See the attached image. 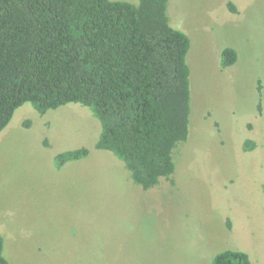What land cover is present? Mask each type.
Segmentation results:
<instances>
[{"label":"rangeland","instance_id":"rangeland-1","mask_svg":"<svg viewBox=\"0 0 264 264\" xmlns=\"http://www.w3.org/2000/svg\"><path fill=\"white\" fill-rule=\"evenodd\" d=\"M168 17L191 41L189 137L175 174L144 190L96 148L101 124L88 108L24 105L0 132L10 264H212L228 250L264 264V0H170ZM228 48L238 62L223 68ZM82 148L87 158L59 166Z\"/></svg>","mask_w":264,"mask_h":264},{"label":"trees","instance_id":"trees-1","mask_svg":"<svg viewBox=\"0 0 264 264\" xmlns=\"http://www.w3.org/2000/svg\"><path fill=\"white\" fill-rule=\"evenodd\" d=\"M169 1L0 0V132L26 104L42 115L79 104L101 124L96 148L122 161L136 185L171 179L174 151L189 137L191 41L171 26ZM237 62L225 49L222 67ZM89 154L68 151L57 162ZM3 251L0 235V264H10ZM212 264L252 261L228 250Z\"/></svg>","mask_w":264,"mask_h":264}]
</instances>
